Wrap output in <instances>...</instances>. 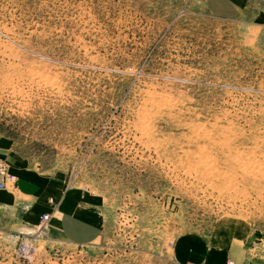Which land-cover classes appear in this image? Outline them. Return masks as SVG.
I'll use <instances>...</instances> for the list:
<instances>
[{"label":"rangeland","instance_id":"1","mask_svg":"<svg viewBox=\"0 0 264 264\" xmlns=\"http://www.w3.org/2000/svg\"><path fill=\"white\" fill-rule=\"evenodd\" d=\"M0 162L103 218L87 244L47 220L0 229V264H181L186 236L215 235L264 255V0L235 19L203 0H0Z\"/></svg>","mask_w":264,"mask_h":264},{"label":"crops","instance_id":"2","mask_svg":"<svg viewBox=\"0 0 264 264\" xmlns=\"http://www.w3.org/2000/svg\"><path fill=\"white\" fill-rule=\"evenodd\" d=\"M250 1L203 0L218 19H235ZM9 172L16 180L10 184L12 189H0V229L33 230L41 216L49 214L47 228L70 242L87 244L101 238L100 208L85 191L67 188L62 181L34 170ZM175 251L181 264H264V255L253 253L243 237L186 236Z\"/></svg>","mask_w":264,"mask_h":264},{"label":"built area","instance_id":"3","mask_svg":"<svg viewBox=\"0 0 264 264\" xmlns=\"http://www.w3.org/2000/svg\"><path fill=\"white\" fill-rule=\"evenodd\" d=\"M15 179L14 175L8 172V168L5 164L0 162V189L5 188L8 182H13ZM48 219V215L44 214L41 217V224H43Z\"/></svg>","mask_w":264,"mask_h":264},{"label":"bare ground","instance_id":"4","mask_svg":"<svg viewBox=\"0 0 264 264\" xmlns=\"http://www.w3.org/2000/svg\"><path fill=\"white\" fill-rule=\"evenodd\" d=\"M3 163V162H2ZM4 164V163H3ZM8 168V167H7ZM8 172H9V170H8ZM10 173V172H9ZM11 174V173H10ZM13 175V174H12ZM15 177V176H14ZM15 180H16V177H15V179H14V181L13 182H8L7 183V185L5 186V188L8 186V185H10V184H13L14 182H15ZM48 215V214H47ZM42 217V216H41ZM48 220V219H47ZM40 221H41V218H40Z\"/></svg>","mask_w":264,"mask_h":264}]
</instances>
